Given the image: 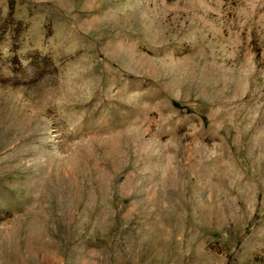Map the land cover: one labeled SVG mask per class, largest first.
Wrapping results in <instances>:
<instances>
[{
    "label": "rangeland",
    "instance_id": "1",
    "mask_svg": "<svg viewBox=\"0 0 264 264\" xmlns=\"http://www.w3.org/2000/svg\"><path fill=\"white\" fill-rule=\"evenodd\" d=\"M264 264V0H0V264Z\"/></svg>",
    "mask_w": 264,
    "mask_h": 264
},
{
    "label": "trees",
    "instance_id": "2",
    "mask_svg": "<svg viewBox=\"0 0 264 264\" xmlns=\"http://www.w3.org/2000/svg\"><path fill=\"white\" fill-rule=\"evenodd\" d=\"M229 264H231V263H229Z\"/></svg>",
    "mask_w": 264,
    "mask_h": 264
}]
</instances>
